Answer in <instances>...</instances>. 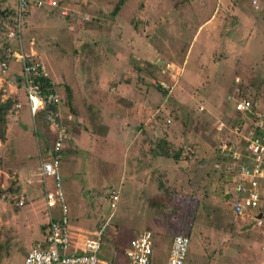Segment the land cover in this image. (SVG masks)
I'll use <instances>...</instances> for the list:
<instances>
[{"label": "rangeland", "instance_id": "1", "mask_svg": "<svg viewBox=\"0 0 264 264\" xmlns=\"http://www.w3.org/2000/svg\"><path fill=\"white\" fill-rule=\"evenodd\" d=\"M57 1V7L26 13L21 45L41 59L62 96V111L72 117L68 125L76 144L62 151L60 175L74 241L110 217L99 264H126L123 247L142 230L154 234L158 260L166 256L169 238L183 233L189 238L183 264H263L264 221L241 229L251 221L229 212L220 185L227 163L218 147L233 141L229 127L238 115L230 107L232 98L264 100V41L256 44L258 33L251 47L250 40H231V45L212 40L201 79L193 77L200 65L188 49L199 26L196 50L204 48L209 25L213 36L225 30L234 36L230 28L242 29L246 19L250 29L243 38L258 21L264 30V0ZM14 6L15 0H0V55L7 43L3 22ZM91 26L93 38L85 30ZM113 40H125L132 51L144 40L148 45L142 56L132 57ZM155 59L174 67L161 72ZM185 61L192 62V76L184 74ZM7 68L0 102L9 99L20 107L7 111L0 141V264H21L47 228L37 171L52 132L40 115L30 117L16 81L18 65L9 61ZM122 79L129 90L121 98L114 93ZM158 79L171 85L168 92ZM133 102L139 105L136 114L125 109ZM226 183L231 193L233 184ZM111 192L118 195L113 209Z\"/></svg>", "mask_w": 264, "mask_h": 264}, {"label": "built area", "instance_id": "2", "mask_svg": "<svg viewBox=\"0 0 264 264\" xmlns=\"http://www.w3.org/2000/svg\"><path fill=\"white\" fill-rule=\"evenodd\" d=\"M57 5V0H15L11 16L5 21L12 25H6L7 43L0 59V80L7 74L8 62L16 63L19 68L16 81L21 86L30 117L34 121L40 115L52 132L48 151H43L44 156L39 155L37 171L47 228L40 240L32 242L21 264H99L103 263L99 254L109 217L97 229L90 231L88 236L74 241L60 175L61 153L71 138L68 122L72 117L70 113L62 111V96L53 86L54 82L50 80L41 59L25 52L21 45V26L25 20L23 13L32 8H53ZM66 13V8L62 6L61 14ZM161 67V72H164L174 65L164 61ZM175 68L178 67L175 65ZM40 79L49 80L50 86L43 84ZM156 82L163 91L168 92L171 88L162 79ZM13 106L18 108L20 104L15 103ZM232 109L242 113L246 121L229 127L233 141H222L218 147L221 162L227 163L226 181L233 184L232 192H226L229 212L260 225L264 221V105L261 110L253 108L249 100L241 98L232 100ZM218 126L220 128L223 123L219 122ZM239 127H245V131H240ZM234 139L237 141L234 142ZM117 200L116 192H111L109 205L112 209ZM16 203L20 204L21 200ZM258 214L259 218L256 217ZM188 243L186 234H173L165 259L157 261L154 256V236L150 230H142L126 242L122 255L126 264H183Z\"/></svg>", "mask_w": 264, "mask_h": 264}, {"label": "crops", "instance_id": "3", "mask_svg": "<svg viewBox=\"0 0 264 264\" xmlns=\"http://www.w3.org/2000/svg\"><path fill=\"white\" fill-rule=\"evenodd\" d=\"M26 20V19H25ZM24 20V21H25ZM258 22H261V21H258ZM258 22H256V23H254V24H251V26L253 27L250 31H249V36L247 37V38H243V34H246L247 33V31H248V29H250V28H248V24H249V20L248 19H246V20H243V24L245 25V26H242V29H239V25H238V27L237 28H230V29H234V30H232L233 32H234V36L230 33H227L226 32V30H225V32H222V31H219V32H217V33H215L214 34V36L211 34V32L209 31L210 30V27L212 28V25H209V26H207V28H205V26H206V24H204L203 26H202V28L200 29V31L203 29V28H205V30H204V33H205V36H206V38L208 39V40H204V42H205V46H204V48L203 49H201L200 47L196 50L195 48H194V45H195V43L197 42V38H198V35H199V33H197L198 32V30H199V28L201 27V26H199L198 27V30L195 32V34L193 35V37H192V40H191V45L189 46V49H188V51H189V54H190V52H191V49H192V51L194 52L195 51V54H193L194 55V57H196L197 56V58L196 59H194V61L195 60H197L198 62H199V65H200V69L199 70H195L194 71V75H193V77H195V78H202L203 76H204V74H205V72H206V68H208V65H207V63H209V60H208V58H207V56L205 55L207 52H208V48H210V42H212V40H225L226 41V43L228 44V45H231V40H250L248 43H249V46L251 47L252 45H254V43H253V40H252V37H253V33L255 34V33H258L259 34V36H260V39L259 40H257V42H256V44L257 43H260V42H262V41H264V30L262 29L261 30V28H260V24L261 23H258ZM255 27H257L258 29H256ZM85 30H87V31H90V32H92V37L91 38H93V36L96 34V31H94V26H91V27H87V28H85ZM108 30H110V29H108ZM173 30H175V28L173 27ZM245 32V33H244ZM102 33V32H101ZM104 34V33H103ZM194 39H195V42H194ZM76 40H78V39H76ZM115 43H117V45H119V46H121V48L122 49H124L126 52H123V53H125L126 55L127 54H129L130 56H132V57H136V56H142V50H144V48H145V46H147L148 44L145 42V40L143 41V42H141L140 43V45H139V47H138V50L137 51H132L131 49H130V45L129 44H127L126 43V41L125 40H113ZM129 41H131V43L132 42H134V40H129ZM208 41V42H207ZM200 42H202V40H200ZM259 47V46H258ZM188 51H187V56H188ZM152 52V51H151ZM123 53H121L120 55H122ZM200 53H202V55H200ZM111 59L113 60V61H117L119 64H121L122 63V65H124L125 64V60L124 59H117L115 56H112L111 57ZM126 59V58H125ZM187 60V59H186ZM225 60H229V59H225ZM231 60V59H230ZM123 61V62H122ZM155 61H156V63L159 65H161V63L162 62H164L163 60H158V59H155ZM186 62V61H185ZM187 64H186V68H185V72H184V74L185 75H187V76H192V71H190V68H191V63L192 62H190V61H188V62H186ZM213 63V62H212ZM215 63V62H214ZM210 64V63H209ZM216 64V63H215ZM185 65V64H184ZM194 65V64H193ZM194 68H195V66H194ZM130 74H132V72L130 73ZM186 76V77H187ZM195 78H193V80H196ZM200 78V79H201ZM184 79V78H183ZM127 80H125V79H122L121 80V82L118 84V86H117V92H115L114 94H117V93H119L118 94V96L119 97H123V95L126 93H128V90H129V86H126L127 85ZM183 83H184V81H183ZM187 85L188 84H183V86H186L187 87ZM189 86V85H188ZM113 95V94H112ZM258 101V99L255 101V102H257ZM230 107H232V102L230 103ZM202 108H203V106H202ZM125 109H131L130 111H129V113H134V114H136L137 113V110L139 109V105L137 106L134 102L131 104V105H129L128 107H126ZM124 120V119H123ZM129 122L127 121V119L126 120H124V122H123V127L126 129V130H130V129H128L129 128ZM84 137V136H83ZM85 138V137H84ZM82 141H83V139L81 138V137H79V139L77 140V142L80 144V145H84L85 144V142L84 143H82ZM70 144V146L72 145V144H76V141H75V139H74V135H72V137L70 138V142H68L66 145H65V147H64V150H66L67 148H68V145ZM64 150H63V152H64ZM223 178H224V181H223V184L221 183V181H220V185L222 186V190H221V195L223 196V198H224V195L226 194V191H225V189H224V187L226 186V182H228V181H226V175L224 174L223 175ZM110 218V217H109ZM109 220V219H108ZM243 223H245V222H243ZM43 229V228H42ZM153 234V233H152ZM153 236H154V234H153ZM171 238V237H170ZM170 238H169V240H168V242L170 241ZM154 248H155V236H154ZM155 250L156 249H154V256H155V259L157 260V261H162L163 260V258L162 259H160V260H158V257L159 256H157L156 255V253H155ZM161 251V250H160ZM162 252V251H161Z\"/></svg>", "mask_w": 264, "mask_h": 264}, {"label": "trees", "instance_id": "4", "mask_svg": "<svg viewBox=\"0 0 264 264\" xmlns=\"http://www.w3.org/2000/svg\"><path fill=\"white\" fill-rule=\"evenodd\" d=\"M119 3H120V1H118L115 5H114V7H113V9H112V13H115L116 11H117V9H118V7H119ZM26 13L27 12H24L23 13V17H25L26 16ZM24 21H23V23H22V31H23V27H24ZM3 25L4 26H9V25H12V24H10V23H5V22H3ZM5 29H6V27H5ZM22 31H21V35H22ZM21 35H20V37H21ZM6 38V37H5ZM7 39V38H6ZM22 40V39H21ZM0 59H2V55H0ZM41 80V82L43 83V84H46V85H48V86H50L49 85V80H47V79H40ZM54 86V85H53ZM55 87V86H54ZM241 98H244V99H247V100H249L250 101V103L252 104V106H253V108H257V109H262V106L264 105V100H262V102H260L259 100H258V103L257 104H255V101H256V98H251V97H248V96H240V97H238V99H241ZM232 100H233V98H232ZM13 105V103H11L10 101H9V99H6V100H4V101H2V102H0V141H3L4 140V138H5V131H6V120H5V116H6V113H7V111H9V110H13V109H11V106ZM14 107V106H13ZM15 110V109H14ZM236 113V115H238V117H237V119H235L234 120V122H232L233 124H240V122L242 121H244V119H245V116L242 114V113H240V112H238V111H236L235 112ZM233 124H231V125H233ZM70 140V139H69ZM69 140H68V142H69ZM67 142V143H68ZM48 148H49V146H48ZM48 148H45L47 151H48ZM176 157H177V155H174L173 156V158L176 160ZM104 237V236H103Z\"/></svg>", "mask_w": 264, "mask_h": 264}, {"label": "water", "instance_id": "5", "mask_svg": "<svg viewBox=\"0 0 264 264\" xmlns=\"http://www.w3.org/2000/svg\"><path fill=\"white\" fill-rule=\"evenodd\" d=\"M226 197H227V194L224 195V198H226ZM256 217L259 218V217H260V214H258ZM251 225H252V223L250 222V223H248V224L243 225L241 229H247V228H249Z\"/></svg>", "mask_w": 264, "mask_h": 264}]
</instances>
